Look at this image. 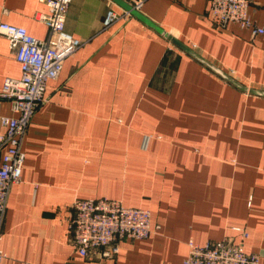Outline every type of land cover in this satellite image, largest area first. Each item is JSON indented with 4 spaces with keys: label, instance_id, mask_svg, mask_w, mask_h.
<instances>
[{
    "label": "crops",
    "instance_id": "1",
    "mask_svg": "<svg viewBox=\"0 0 264 264\" xmlns=\"http://www.w3.org/2000/svg\"><path fill=\"white\" fill-rule=\"evenodd\" d=\"M119 7H69L66 31L84 44L48 81L24 136L0 264H185L190 239L227 237L264 264V34L218 25L207 0H146L105 27ZM47 10V0H0V23L45 39L36 14ZM249 15L263 26L264 0ZM14 54L0 34V91L21 75ZM12 114L0 98V117ZM99 197L150 209L152 234L121 240L114 258L80 255L70 206Z\"/></svg>",
    "mask_w": 264,
    "mask_h": 264
},
{
    "label": "built area",
    "instance_id": "2",
    "mask_svg": "<svg viewBox=\"0 0 264 264\" xmlns=\"http://www.w3.org/2000/svg\"><path fill=\"white\" fill-rule=\"evenodd\" d=\"M73 0H47L48 10L38 12L36 19L49 28L45 39L31 34L26 27L1 22L0 34L14 49L21 65L19 77H6L0 98L10 102L12 115L0 117L5 129L0 133V241L2 227L12 187L22 180L25 153L22 145L37 109L47 100L48 81L58 79L67 57L80 48L84 41L66 31V19ZM131 9H109L104 26L133 16L141 11L146 0H124ZM215 22L226 26L235 22L251 28L254 34H264V25L252 22L249 8L253 0H207ZM68 229L76 251L84 257L114 258L123 239L140 240L153 232L152 213L148 208L127 207L121 200L108 197L77 198L70 206ZM243 238L248 232L235 227ZM6 253L0 246V261ZM185 264H261L258 253L247 252L242 242L232 238L209 239L205 243L188 241Z\"/></svg>",
    "mask_w": 264,
    "mask_h": 264
},
{
    "label": "water",
    "instance_id": "3",
    "mask_svg": "<svg viewBox=\"0 0 264 264\" xmlns=\"http://www.w3.org/2000/svg\"><path fill=\"white\" fill-rule=\"evenodd\" d=\"M121 7L125 8V9H131V6L126 3L124 0H115ZM132 14L133 15H139V11L136 10H132Z\"/></svg>",
    "mask_w": 264,
    "mask_h": 264
},
{
    "label": "rangeland",
    "instance_id": "4",
    "mask_svg": "<svg viewBox=\"0 0 264 264\" xmlns=\"http://www.w3.org/2000/svg\"><path fill=\"white\" fill-rule=\"evenodd\" d=\"M247 91L249 92V89Z\"/></svg>",
    "mask_w": 264,
    "mask_h": 264
}]
</instances>
